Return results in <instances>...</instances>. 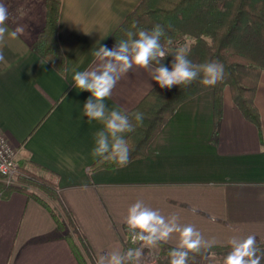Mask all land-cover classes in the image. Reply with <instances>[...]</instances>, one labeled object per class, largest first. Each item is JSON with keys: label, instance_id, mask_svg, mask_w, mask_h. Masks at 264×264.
I'll return each instance as SVG.
<instances>
[{"label": "crops", "instance_id": "obj_1", "mask_svg": "<svg viewBox=\"0 0 264 264\" xmlns=\"http://www.w3.org/2000/svg\"><path fill=\"white\" fill-rule=\"evenodd\" d=\"M140 2L62 0L58 38L65 68L60 72L32 48L45 25V0H0L8 9L9 32L24 29L0 46L5 57L0 129L18 150L19 163L56 181L83 238L79 257L47 207L0 184V264H96L102 253L133 246L127 247L124 221L138 200L202 234L201 253H190L188 264L200 258L224 261L233 237L254 235L258 254L264 253V69L255 96L261 130L243 115L229 87L216 122L214 92L208 90L177 108L144 157L126 167L92 169L101 158L92 151L103 125L83 116L91 93L77 91L72 75L94 66L92 53L99 45L116 46L111 36ZM157 85L148 71L134 68L104 102L109 111L128 113ZM211 240L215 245L208 249ZM178 243L173 234L156 249Z\"/></svg>", "mask_w": 264, "mask_h": 264}, {"label": "trees", "instance_id": "obj_2", "mask_svg": "<svg viewBox=\"0 0 264 264\" xmlns=\"http://www.w3.org/2000/svg\"><path fill=\"white\" fill-rule=\"evenodd\" d=\"M61 2L45 0V25L33 41L32 48L64 72L65 56L58 38ZM157 24L165 31L161 43L166 50L183 46L189 59L196 64L218 61L224 66L225 78L215 86H204L199 79L186 87L162 89L157 85L139 106L128 112L135 127L125 138L130 146L129 161L147 154L152 140L182 103L208 90L214 92L216 122L222 115L223 91L229 87L243 115L261 130V115L255 96L264 69V0H141L113 33L110 42L116 44L120 39L135 38L127 37V33L150 31ZM172 60L173 54H169L162 63L171 70ZM135 112L143 113L142 123L138 124L131 118ZM114 167L118 165L101 157L92 169ZM0 184L7 189H20L47 207L75 252L82 257L80 229L62 201L58 184L52 177L34 165L21 162L16 185ZM130 245L128 243L127 247ZM168 252L165 249L161 253L165 256Z\"/></svg>", "mask_w": 264, "mask_h": 264}, {"label": "clouds", "instance_id": "obj_3", "mask_svg": "<svg viewBox=\"0 0 264 264\" xmlns=\"http://www.w3.org/2000/svg\"><path fill=\"white\" fill-rule=\"evenodd\" d=\"M8 18L7 7L0 3V46L5 43L6 36L15 39L24 32L22 27L9 32L6 27ZM165 35L159 24L150 31L140 30L138 34L129 31L127 37L135 38L117 40L116 46L112 48L106 44L99 45L92 53L94 66L89 70L75 71L72 75L71 82L77 91L91 93L83 105V116L88 121H98L103 125L95 135L93 156L103 157L119 167H126L129 163L130 146L124 134L133 132L135 127L128 113L116 109L109 111L104 101L111 97L117 83L134 68L148 71L151 80L162 89L186 87L198 79L204 86H215L224 80L223 64L218 61L193 63L183 46L166 50L161 43V38ZM168 43L171 44V40ZM169 54H173L171 70L162 63ZM4 61L5 57L0 49V62ZM61 76L64 77V73ZM131 118L138 124L142 123L143 113H132ZM124 223L134 247L102 253L96 264H146L145 248L153 249L160 246L161 242L167 243L173 234H178L179 243L168 252L169 264H188L190 253H201L204 245L202 234L193 225H180L175 215L170 219L166 218L159 210L148 207L140 200L128 208ZM229 244L231 251L225 257L224 264H261L264 259V254L258 255L254 235L246 238L233 237ZM214 245L215 240H211L207 243V248ZM156 259L153 256V260Z\"/></svg>", "mask_w": 264, "mask_h": 264}, {"label": "built area", "instance_id": "obj_4", "mask_svg": "<svg viewBox=\"0 0 264 264\" xmlns=\"http://www.w3.org/2000/svg\"><path fill=\"white\" fill-rule=\"evenodd\" d=\"M19 165L20 163L18 158V150L11 144L6 134L0 129V176L2 177L3 182L7 186L16 185V180L19 175ZM129 236L130 233L128 234V241L130 242ZM145 254L147 256L146 264L156 263L157 259L153 260V256L157 257V253H153L152 250L147 252V248H145ZM195 264L217 263L209 261H200Z\"/></svg>", "mask_w": 264, "mask_h": 264}, {"label": "rangeland", "instance_id": "obj_5", "mask_svg": "<svg viewBox=\"0 0 264 264\" xmlns=\"http://www.w3.org/2000/svg\"><path fill=\"white\" fill-rule=\"evenodd\" d=\"M231 90V89H230ZM152 250V252L153 253H157L158 254V256H157V261H156V263L155 264H169V259H168V255H163L161 252H162V250L163 249H156V248H153V249H148L147 248V252H149V251H151ZM261 254V253H260ZM262 254H264V253H262ZM259 255V254H258ZM200 261H209V262H215V263H217V264H224V261H213V260H206V259H196L194 262H192V264H195V263H197V262H200ZM261 264H264V259H262L261 260Z\"/></svg>", "mask_w": 264, "mask_h": 264}]
</instances>
